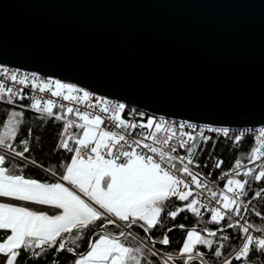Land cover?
Instances as JSON below:
<instances>
[{"label": "snow or ice", "instance_id": "1", "mask_svg": "<svg viewBox=\"0 0 264 264\" xmlns=\"http://www.w3.org/2000/svg\"><path fill=\"white\" fill-rule=\"evenodd\" d=\"M0 76L21 86L14 91L0 81V102L15 105L18 100L30 98L32 102L21 107L34 110L41 118L62 122L58 148L72 154L69 161L57 162V167L40 164L31 159L33 149L28 139L17 143L24 126L23 111L11 110L5 117L0 131V257L4 264H18L22 254L38 264L48 254L58 253L71 254V264H158L157 257L163 264H209L198 245L208 249L219 264H232L222 251L229 236L217 238L226 228L239 229L241 234L236 260L244 258L247 264L254 252L251 264H264V223H250L242 214V209L247 213L251 204V200L245 203L243 199L252 192L247 177L264 180V127L255 136L256 146L248 156L253 163L261 162L257 165L259 171L246 168L241 172L244 165L236 160L232 171L219 176L221 181L227 179L224 188L217 191L195 170L200 167L197 157L204 150L202 143L212 139L203 130L197 135L183 131L195 125L174 126L153 119L147 123L129 122L123 118L124 104H110L103 99L95 105L87 103L93 99L90 93L74 95L81 90L71 84L43 82L34 74L9 72L7 68H0ZM25 88L50 92L63 101H84L90 110L26 96ZM57 108L59 111H55ZM209 131L229 137L228 128ZM28 135L32 136L31 129ZM235 139L238 142L241 137ZM221 164L220 160L214 161L216 168ZM30 165L40 168L52 182L27 178L24 172ZM240 176L246 178L241 180ZM194 188L199 191L194 192ZM205 192L206 199H201ZM253 195L264 199V188ZM35 206H41V210ZM201 209L210 214V223L219 226L216 230H197L199 225L188 229L175 256L155 249L154 230L165 229L158 242L170 244L167 233L173 228L166 227L165 220L175 221L186 211L203 220ZM255 216L261 217L262 213L255 211ZM136 228L146 234L145 238L134 231ZM250 229L260 235H253ZM84 241L86 248H82Z\"/></svg>", "mask_w": 264, "mask_h": 264}, {"label": "water", "instance_id": "2", "mask_svg": "<svg viewBox=\"0 0 264 264\" xmlns=\"http://www.w3.org/2000/svg\"><path fill=\"white\" fill-rule=\"evenodd\" d=\"M0 65L154 117L264 127V0H0Z\"/></svg>", "mask_w": 264, "mask_h": 264}, {"label": "trees", "instance_id": "3", "mask_svg": "<svg viewBox=\"0 0 264 264\" xmlns=\"http://www.w3.org/2000/svg\"><path fill=\"white\" fill-rule=\"evenodd\" d=\"M11 110L16 111H23V121L24 126L20 130L17 143L20 139H28L30 141V147L33 149L31 152V159L38 161L40 164L45 165L48 168L57 167V162L59 161H69L71 157V153H67L64 150H60L58 148V140L60 138V134L63 128V124L60 121H55L49 117L41 118L39 114L35 113L34 110L28 108H22L18 105H9L5 102H0V131L3 130L2 125L6 122L5 117L10 113ZM58 111V110H55ZM71 119H75L74 117L69 116ZM29 129L32 130V136L28 135ZM70 131H78L77 129H70ZM70 146L71 142L69 141ZM255 139L254 136L248 135L238 142L234 137L232 138H224L219 139L217 142H210L208 146L203 151V156L208 158L209 168L212 169V174L216 178H219L223 172H228L231 163L234 160H241L243 162L248 161V156L250 155L251 148L255 147ZM220 160L222 161L221 167L216 168L214 166V161ZM206 161V160H205ZM213 161V162H212ZM251 168L257 169V165L252 166ZM24 174L27 178H35L40 181L48 180V177L45 172H43L40 168L36 167L35 165H30L27 169H25ZM241 180L245 179L246 177L240 176ZM227 179V178H226ZM226 179L224 181H219V186L224 187L226 183ZM251 184L252 192H249L247 197H244L245 203L251 200V204H249V211L247 213L243 212L242 214L245 218L255 225H260L264 223V199L256 198L253 195L254 191H259L264 188V180L259 182L254 181L251 177H247ZM48 182H52L48 180ZM247 187V186H246ZM260 211L262 213L261 217L255 216V211ZM201 214L204 217L203 220H200L195 215L184 212L181 213L175 221L172 220H165L166 227H172L173 230L167 233L168 238L170 240L169 245H162L158 241L163 239L165 234V229H157L154 230L152 236L157 243H155V249L159 250L162 254L172 253L174 256L176 253L181 249L182 244L186 238V232L188 229L192 227H207L210 230H216L218 225H214L210 223V214L207 212L206 209H201ZM226 223V221L222 222ZM185 225V229H180L178 227H173V225ZM141 238H145V233L136 228L134 229ZM206 235L205 233H202ZM221 235H228L229 240L224 241L225 247L222 250L224 256H227L232 259V264H246L245 259L242 258L241 260L235 259V254L239 250V247L242 243L240 240V231L239 229H225L224 233H218L217 238ZM253 235H260V234H253ZM87 242L84 241L82 243V248H86ZM197 248L200 251L205 252V259L208 260L209 264H219L217 258L211 255V252L204 248L203 246L198 245ZM255 257V253L253 252L247 258V264H251ZM72 256L71 254L67 253H58L56 256L52 254H48V256L44 259H41L38 264H56V261H59V264H71ZM158 264H163L159 257L155 258ZM259 259V258H257ZM0 264H4L3 257H0ZM18 264H34L33 261L28 260L26 257L23 256L18 261ZM199 264V262H196Z\"/></svg>", "mask_w": 264, "mask_h": 264}, {"label": "built area", "instance_id": "4", "mask_svg": "<svg viewBox=\"0 0 264 264\" xmlns=\"http://www.w3.org/2000/svg\"><path fill=\"white\" fill-rule=\"evenodd\" d=\"M0 68H7L9 70V72L21 73V74L28 75V76H32L34 74L35 76L39 77L40 81H43V82H47L48 80H56L54 78L45 77V76H43L41 74H38L36 72L27 71V70H24V69H18V68H13V67L4 66V65H0ZM0 81H3L7 86H11L14 91L17 88L21 87L19 85H15V84L10 83L9 81H7L6 77H4V76H0ZM62 83H64V82H62ZM67 84H70V83H67ZM71 85H73L74 87H76V88L81 90L78 93H74V95L82 96L83 91H87V92L90 93V95L93 97V99L88 101L87 103H92L93 105H95V104L98 103V101L100 99L107 100V101H109L110 104H120L121 103V102H118L116 100H112V99L100 96L98 94H95L93 92H90L88 90H85V89H83L81 87H78V86H76L74 84H71ZM41 86H42V84H41ZM52 90H55V85L54 84L52 85ZM25 95L29 96V97H31V96L43 97L45 101L47 99H53V100L56 101L57 105L63 103L65 105V107L71 106L74 109L80 108L81 110H90V109H86L85 108V103L86 102H84V101H73V102L63 101L62 98L52 97L50 92H39L38 90H33L31 88H25ZM31 102L32 101H31L30 98H26V99H24L22 101L18 100L15 105H18V106L29 105ZM55 110L59 111V108H57ZM71 117H74V116H71ZM123 118H125L129 122H135V123H141V122L142 123H147V120L152 118L156 122H159V121L163 120V121H165V122H167L169 124H172L174 126H178L181 123L193 124V125H195L194 129H184L183 131L188 132V133H192L193 135H197L201 130H203L205 135H207L209 137H212V139H210L206 144L202 143L201 146H202L203 149H205L210 142H217L219 139L232 138V137L236 138L237 136H240L241 139H242V138H244V137H246L248 135L254 136V138H255V136L258 134V131L260 129V128H257V129H230V128H228L229 137H224L221 133H214V132L209 131V129H211V128H225V127H221V126H204V125H197V124H194V123H191V122H187V121H183V120H179V119H167V118H161V117H154L152 115H148L146 112H144L142 110H138V109H135L133 107L126 106V105H125V113H124V117ZM136 131L138 132V131H140V129H137ZM133 135H135V133H133ZM203 151L202 152H198L197 162L199 163L200 167L198 169H195V170L200 172L203 177H207V180L211 184H214L216 186V188L214 190L218 191L220 189H223V187L219 186V181H220L219 178H216L215 176H213L212 169L209 168L208 158H205L203 156ZM179 153L181 155L185 154L184 150H182V149L179 150ZM235 161L236 160H234L231 163L228 172H230V171H232L234 169ZM241 162L244 165V167H242L240 169L241 172L245 171L246 168H251L252 166L258 165V164L261 163L260 161H256L255 163H253L250 160L245 161V162L241 161ZM257 169L259 171V168H257ZM195 191H199V190L194 188V192ZM206 197H207V193L205 192L204 195L201 196V199H206ZM212 204L215 205V202L213 201ZM250 231L253 232V234H260V233H255L254 230H252V229H250Z\"/></svg>", "mask_w": 264, "mask_h": 264}, {"label": "crops", "instance_id": "5", "mask_svg": "<svg viewBox=\"0 0 264 264\" xmlns=\"http://www.w3.org/2000/svg\"><path fill=\"white\" fill-rule=\"evenodd\" d=\"M5 202H8V201H5ZM13 203H15V202H13ZM35 207H36V210H41V206H35Z\"/></svg>", "mask_w": 264, "mask_h": 264}, {"label": "rangeland", "instance_id": "6", "mask_svg": "<svg viewBox=\"0 0 264 264\" xmlns=\"http://www.w3.org/2000/svg\"><path fill=\"white\" fill-rule=\"evenodd\" d=\"M150 119H152V118H150Z\"/></svg>", "mask_w": 264, "mask_h": 264}]
</instances>
